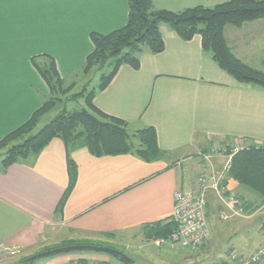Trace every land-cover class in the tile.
Segmentation results:
<instances>
[{
    "label": "crops",
    "instance_id": "0c3cea01",
    "mask_svg": "<svg viewBox=\"0 0 264 264\" xmlns=\"http://www.w3.org/2000/svg\"><path fill=\"white\" fill-rule=\"evenodd\" d=\"M224 1L154 0V4L178 11ZM128 13L127 0H0V140L25 123L49 94L33 57L53 55L61 76L71 82L93 50L90 33L124 26ZM161 31L165 49L142 53L138 69L121 65L93 102L127 120L132 132L155 127L163 155L146 161L133 153L95 156L85 147L72 150L77 183L63 211H57L69 174L66 146L53 138L37 158L0 172V252H23L21 264L39 249L99 245L120 238L133 241L145 236V224L172 217L175 190L189 180L196 182L204 165L211 162L217 169L227 162L226 154H212L214 146L228 147L239 139L264 144V88L238 81L221 68L203 49L200 34L185 40L167 25ZM225 37L238 58L264 70V19L227 25ZM227 186L229 193L249 199L253 206L261 201L233 178L227 179ZM211 194L218 202L210 201ZM221 209L210 189L207 218L212 230L209 226L206 244L193 250L207 257L194 264L210 257L213 264H230L233 251L250 253L264 241L263 214L222 219ZM217 215L237 234L224 249L226 257H213L212 246L222 232ZM242 220H251L245 225L255 224L263 234L252 247L240 245L249 235L248 230L243 237L238 235ZM155 243L161 246L158 239ZM95 252L55 254L46 264H115Z\"/></svg>",
    "mask_w": 264,
    "mask_h": 264
},
{
    "label": "trees",
    "instance_id": "16d2710c",
    "mask_svg": "<svg viewBox=\"0 0 264 264\" xmlns=\"http://www.w3.org/2000/svg\"><path fill=\"white\" fill-rule=\"evenodd\" d=\"M127 1L129 13L124 26L107 33H90L93 50L88 54L81 72H100L98 86L90 90L85 86L68 96L75 82L61 76L54 56L40 54L33 57L35 66L49 87V94L25 123L0 140V151L4 152L0 160L2 173L14 163L37 158L53 138L58 137L64 142L69 182L57 211H63L77 183L78 166L71 157L72 150L85 147L95 156L133 153L146 161L157 160L163 155L155 127L147 126L132 132L127 120L106 113L93 102L96 92L109 85L121 65L129 64L138 69L142 53H159L165 49L162 25L169 26L185 40L200 34L203 49L221 68L238 81L264 88V70L238 58L225 37L227 25L241 26L247 21L264 19V0H226L214 6L196 5L178 11L157 8L154 0ZM79 98L84 99L86 107L67 108L66 101ZM57 108H60L58 113L39 127L41 119ZM137 138L138 141H135ZM228 175L256 193L260 203H263L264 144H251L237 151L232 157ZM253 204L249 202V206L253 207ZM176 229L177 223L172 217L144 226L148 239H165V242L171 241L170 235Z\"/></svg>",
    "mask_w": 264,
    "mask_h": 264
},
{
    "label": "rangeland",
    "instance_id": "374dc122",
    "mask_svg": "<svg viewBox=\"0 0 264 264\" xmlns=\"http://www.w3.org/2000/svg\"><path fill=\"white\" fill-rule=\"evenodd\" d=\"M100 77H101L100 72L90 73V74H83L82 72H80L77 76H75L73 78V81L75 82V86L70 91V93H68V96H70V94H72L74 92L81 91L85 86H87V89H89V90L94 88V87H97L101 81ZM66 106L68 109H79L82 107H86V103H85L83 98H79L77 100L66 101ZM59 110H60V108H57V109H54L53 111L47 113L41 119L39 127H41L45 123L49 122L58 113ZM135 141H138V138L135 139ZM226 147H227V145H223V144L216 145L212 148V154L222 153V154L227 155L225 158L227 160V162H225V164L223 166H221V169L228 163V160L230 158V165H229V169L226 171V178H225V179H228V178H230L228 174H229V170L231 168L232 157L237 151H233V152L231 151V154H230V152H227L225 150ZM3 156H4V152L0 151V160L3 158ZM242 186L244 188L248 189L246 186H244V185H242ZM248 190L251 193H254L252 190H250V189H248ZM209 199L212 203L218 202V200L216 199L214 194H211L209 196ZM245 199L248 200L249 202H251L249 199H247V198H245ZM220 203L222 204V209L225 208L224 204L221 200H220ZM252 203H254V202H252ZM255 207H256V209H258V208L259 209L256 210V212L254 213L253 216L248 217V218H252L257 214H263V216H264V202L257 204V206H255ZM233 217H241V216L235 215ZM216 221L219 224V226H218L219 231H222V232H221V236L219 238V241H216L215 245L212 246L213 257H217V256L226 257V254L224 253V249L231 246V243H233V242H230V240L232 238H235L237 234H233L231 231L227 230V227H225V221H222V219L218 215H217ZM242 221H243V228H242V231L238 235L240 237H243V235L246 234L247 230L249 232V235H248V238L243 237V241L240 245H242L241 247H246V246L252 247L255 244L256 240L259 237H261L263 234L261 233L260 229L257 228V225H255L253 223H252L253 225H251V226L245 225V224L251 222V220H242ZM209 226L211 227V230H212V226H211L210 222H209ZM221 226L224 227L223 230L220 229ZM215 232H213V234ZM117 240H119V239H117ZM133 241L129 240L128 238H122V239L120 238L119 242L109 240V241H105L102 243L100 242L101 244H99V245L122 251L123 253L127 254L131 259H133L135 261V264H187V263L189 264V261H191V262L192 261H199V260H203L204 258L207 257L205 255H203L202 257L199 255H196L193 252V250H195L196 248L183 246L179 242L166 241V242L162 243L159 240L160 241L159 243L161 244V246H158L155 243L156 240L146 238L143 233L141 234V237H138ZM47 245H48V243H46L44 245V247H47ZM94 245H96V244H94ZM259 245H260V243L258 244V246ZM64 246H67V245H64ZM41 249H43V248H41ZM43 251H45V250H43ZM43 251H41L40 249L35 250L33 252V254L30 256L42 253ZM14 252H15V250L5 251V250L1 249L0 264H20L19 261L24 254H23V252L13 254ZM93 252H95V251H93ZM73 254H76V253H73ZM94 254H97L100 256H105V258L111 260L115 264H123L117 258H115L114 256H112L108 253L97 251ZM30 256H28V257H30ZM50 256L38 258L37 260H35V262L33 264H46V262L50 258ZM25 258H27V257H24L23 259H25ZM212 260H213V258L210 257L209 260H204V261H201L199 263L200 264L201 263L207 264L206 261H208L211 264H213ZM199 263H197V264H199ZM191 264H194V263L192 262Z\"/></svg>",
    "mask_w": 264,
    "mask_h": 264
},
{
    "label": "built area",
    "instance_id": "2783aa9c",
    "mask_svg": "<svg viewBox=\"0 0 264 264\" xmlns=\"http://www.w3.org/2000/svg\"><path fill=\"white\" fill-rule=\"evenodd\" d=\"M251 144L244 140H235L226 147L238 151L240 148H248ZM234 146V147H233ZM230 151V154H231ZM228 163L221 168H213L212 163L204 165L197 175L196 182L189 180L174 192V206L172 218L177 223V229L170 235L169 240L179 242L183 246L197 248L206 243L210 237V228L207 218L208 193L213 190L224 204L221 218L229 219L235 215L248 218L254 215L256 207L249 206L244 197L229 193L226 180ZM264 233V222L262 224ZM165 242V239H159ZM158 240V242H160ZM264 261V241L250 253L235 250L230 255V264H257Z\"/></svg>",
    "mask_w": 264,
    "mask_h": 264
},
{
    "label": "water",
    "instance_id": "95a60500",
    "mask_svg": "<svg viewBox=\"0 0 264 264\" xmlns=\"http://www.w3.org/2000/svg\"><path fill=\"white\" fill-rule=\"evenodd\" d=\"M72 251H98V252H105L108 253L115 258H117L119 261L123 262L124 264H135V261L131 259L127 254L123 253L122 251L100 246V245H94V244H75V245H67V246H61L49 250H45L42 253L27 257L23 260H21V264H33L35 260L38 258L55 255V254H61V253H67Z\"/></svg>",
    "mask_w": 264,
    "mask_h": 264
}]
</instances>
